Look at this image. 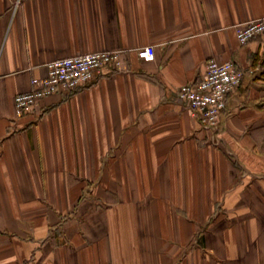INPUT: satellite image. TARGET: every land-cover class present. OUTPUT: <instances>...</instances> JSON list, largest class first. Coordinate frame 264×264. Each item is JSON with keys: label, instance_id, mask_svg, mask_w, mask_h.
<instances>
[{"label": "crops", "instance_id": "1", "mask_svg": "<svg viewBox=\"0 0 264 264\" xmlns=\"http://www.w3.org/2000/svg\"><path fill=\"white\" fill-rule=\"evenodd\" d=\"M258 18L264 0H0V264H264V32L235 28ZM100 49L121 70L16 113L49 60ZM211 57L244 72L214 141L178 96Z\"/></svg>", "mask_w": 264, "mask_h": 264}, {"label": "built area", "instance_id": "2", "mask_svg": "<svg viewBox=\"0 0 264 264\" xmlns=\"http://www.w3.org/2000/svg\"><path fill=\"white\" fill-rule=\"evenodd\" d=\"M236 35L244 45L253 37L264 32V19L258 18L236 25ZM141 56H151L155 52L152 44L137 48ZM121 49H100L89 52L57 57L49 60L47 74L40 84L14 97L17 114L29 111L39 99L52 93L74 92L86 83L96 79V75L108 70H121ZM244 72L232 61H219L215 57L207 59L205 76L198 82H187L179 87L178 96L182 103L199 120L214 141L221 114L227 105L229 95L240 84Z\"/></svg>", "mask_w": 264, "mask_h": 264}]
</instances>
